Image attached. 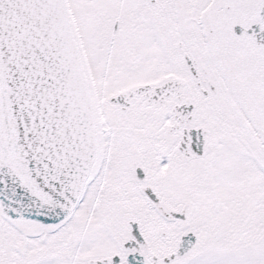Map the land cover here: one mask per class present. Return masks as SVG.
Segmentation results:
<instances>
[{
	"label": "snow or ice",
	"instance_id": "snow-or-ice-1",
	"mask_svg": "<svg viewBox=\"0 0 264 264\" xmlns=\"http://www.w3.org/2000/svg\"><path fill=\"white\" fill-rule=\"evenodd\" d=\"M0 264H264V0H0Z\"/></svg>",
	"mask_w": 264,
	"mask_h": 264
}]
</instances>
